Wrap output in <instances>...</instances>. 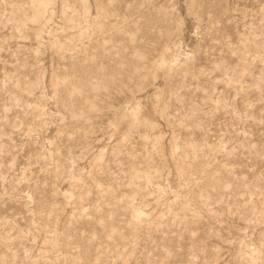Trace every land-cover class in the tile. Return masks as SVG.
<instances>
[{"label":"rangeland","instance_id":"rangeland-1","mask_svg":"<svg viewBox=\"0 0 264 264\" xmlns=\"http://www.w3.org/2000/svg\"><path fill=\"white\" fill-rule=\"evenodd\" d=\"M0 264H264V0H0Z\"/></svg>","mask_w":264,"mask_h":264}]
</instances>
